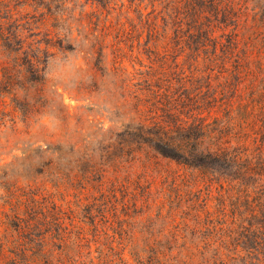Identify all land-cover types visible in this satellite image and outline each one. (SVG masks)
<instances>
[{
    "label": "rangeland",
    "instance_id": "1",
    "mask_svg": "<svg viewBox=\"0 0 264 264\" xmlns=\"http://www.w3.org/2000/svg\"><path fill=\"white\" fill-rule=\"evenodd\" d=\"M171 26L152 0H0V231L33 191L84 228V264H119L127 241L164 229L192 236L181 211L195 192L174 180L181 166L124 132L152 115L146 73L174 84ZM247 241L228 264H264V239Z\"/></svg>",
    "mask_w": 264,
    "mask_h": 264
},
{
    "label": "trees",
    "instance_id": "2",
    "mask_svg": "<svg viewBox=\"0 0 264 264\" xmlns=\"http://www.w3.org/2000/svg\"><path fill=\"white\" fill-rule=\"evenodd\" d=\"M152 2L172 23L175 81L164 89L146 73L152 115L125 127V138L181 166L174 180L195 192L181 211L192 236L164 229L161 238L127 241L130 258L119 264H228L241 259L248 239L250 248L264 239V0ZM109 182L105 197L115 192V178ZM36 194L18 197L2 221L0 264H84V228L51 196Z\"/></svg>",
    "mask_w": 264,
    "mask_h": 264
}]
</instances>
